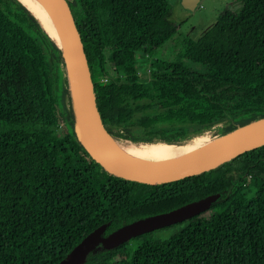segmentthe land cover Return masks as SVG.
<instances>
[{
  "label": "trees",
  "instance_id": "16d2710c",
  "mask_svg": "<svg viewBox=\"0 0 264 264\" xmlns=\"http://www.w3.org/2000/svg\"><path fill=\"white\" fill-rule=\"evenodd\" d=\"M68 4L111 134L170 141L264 117V0L222 11L171 58L158 51L177 30L168 0ZM60 60L26 7L0 0V264H55L101 223L106 234L213 192L209 208L82 264H264V144L164 183L110 174L74 135Z\"/></svg>",
  "mask_w": 264,
  "mask_h": 264
},
{
  "label": "water",
  "instance_id": "95a60500",
  "mask_svg": "<svg viewBox=\"0 0 264 264\" xmlns=\"http://www.w3.org/2000/svg\"><path fill=\"white\" fill-rule=\"evenodd\" d=\"M43 1L52 13L62 34L63 48L57 46L46 35L60 50L61 59L66 65V74L70 78L71 87L67 89L72 92L71 97L80 117L78 119L75 111L71 110L74 135L88 154L108 173L137 182L164 183L212 169L243 151L264 144V120L255 122L257 120L255 119L228 129L242 128L237 133L200 152L181 155L157 165H137L113 144L110 132L101 120L85 51L68 0ZM198 1L180 0V4L184 8L193 9ZM35 20L37 21L36 18ZM218 196L219 192L209 193L169 210L139 217L106 234L103 233L106 224L101 223L86 233L55 264H82L89 252H96L101 248H112L135 235L186 219L209 208Z\"/></svg>",
  "mask_w": 264,
  "mask_h": 264
},
{
  "label": "bare ground",
  "instance_id": "6f19581e",
  "mask_svg": "<svg viewBox=\"0 0 264 264\" xmlns=\"http://www.w3.org/2000/svg\"><path fill=\"white\" fill-rule=\"evenodd\" d=\"M19 1L27 7L29 12L37 19L42 29L54 41V43L63 48L61 31L46 3L43 0ZM65 76L66 87L69 88L71 87L70 78L67 74H65ZM71 93L70 89H68L67 98L65 97L64 100L65 109L67 112L73 109L75 114H77V118L80 119L76 105L71 97ZM68 100L71 108L68 106ZM69 113L72 114V112ZM263 120L264 118H258L255 122ZM253 123L251 122V124ZM240 130H242V128L238 127L233 130H227L226 132L216 134L204 131L197 138L182 137L174 143L166 142L164 140H131L111 133L110 135L113 144L131 161L140 166H151L167 162L181 155L200 152Z\"/></svg>",
  "mask_w": 264,
  "mask_h": 264
},
{
  "label": "rangeland",
  "instance_id": "374dc122",
  "mask_svg": "<svg viewBox=\"0 0 264 264\" xmlns=\"http://www.w3.org/2000/svg\"><path fill=\"white\" fill-rule=\"evenodd\" d=\"M168 2L171 11L170 20L175 25H177V30L158 49V51L163 49L162 56L164 58L176 57L183 47V38L189 37L196 39L200 37L214 23L217 15H219L222 11L226 9L238 10L241 5V0H199L195 8L188 9L181 6L180 0H168ZM59 67L63 72V76H65L66 65L62 59L59 61ZM68 106L70 107L69 100ZM258 118L259 117L255 119ZM228 126H230L229 121H221L219 124L203 128L201 131H199V133H190L183 138H197L204 131H208L211 134L226 132L228 130ZM176 140H170L166 142L174 143ZM204 214L208 215L209 211ZM168 231L169 229L163 228L157 230L155 234L164 235L168 233Z\"/></svg>",
  "mask_w": 264,
  "mask_h": 264
}]
</instances>
